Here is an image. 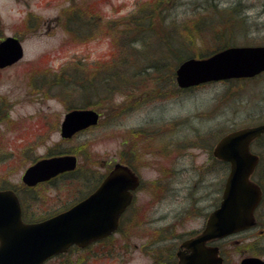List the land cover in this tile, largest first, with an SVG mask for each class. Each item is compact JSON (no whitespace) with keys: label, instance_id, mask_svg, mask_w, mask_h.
<instances>
[{"label":"rangeland","instance_id":"obj_1","mask_svg":"<svg viewBox=\"0 0 264 264\" xmlns=\"http://www.w3.org/2000/svg\"><path fill=\"white\" fill-rule=\"evenodd\" d=\"M152 1L157 0H0V32H18L24 48L20 62L0 71V105L8 107L0 114V184L20 187L24 168L51 147L70 151L79 164L99 172L113 161L130 158L134 151L130 160L143 182L136 197V206L142 210L136 218L139 226L114 233L107 245H97H103L100 250L112 247L111 256L97 255V246L76 252L78 261L86 260L82 264H151L153 249L149 252L147 246L151 239L161 243L154 247L157 250L175 249L184 235L202 226L204 212L212 209L223 187L227 171L218 165L208 168L204 163L206 151L227 131L264 122V74L250 80L211 82L185 90H177L174 84L154 88L146 80L139 81L138 88L151 87V98L147 100L141 98L143 92L136 90L133 82L124 79L122 84L126 87L108 95L112 82L106 83L105 78H111L107 67L112 58L123 65L120 57H128L133 47H167V39L176 34L182 37L185 23L193 17L208 21L207 17L212 16L211 19L224 18L223 23L226 22L223 29L213 27L222 36L215 35L212 26L200 27L205 35L195 34V53L214 49L217 39L221 44L228 40L226 45L264 44V0ZM143 5L146 8L141 10ZM153 6L157 33L151 34L147 26H141L143 33L135 37V22L147 17ZM76 14L86 16L79 15L82 19L72 23L70 19L78 17ZM94 15L100 16L95 25L99 29L91 34L90 30H83L82 22L95 20ZM48 23L52 24L49 28ZM71 32L76 33V38L72 39ZM132 37L135 38L131 44ZM208 37L211 40L206 41ZM146 53L150 56L151 52ZM64 72L70 80L66 86L64 80L58 79ZM81 73L102 88L101 95H97L99 89L85 90L83 94L73 90ZM70 86L73 91H68ZM159 92L167 96H152ZM68 102L79 106L86 103L101 117L96 126L62 139L59 125ZM174 121L179 122L175 129L169 126L170 122L175 125ZM139 127L145 132L133 131ZM158 133L161 137L156 136ZM164 145L171 148L164 150ZM69 181L36 187L31 192L36 200L27 211L43 217L65 207L72 199L74 187ZM146 215L150 220L156 218V228L150 226L152 221ZM161 225H168L163 239L157 235ZM231 254L227 251L225 264L238 263L236 247ZM57 261L46 264H59Z\"/></svg>","mask_w":264,"mask_h":264},{"label":"water","instance_id":"obj_2","mask_svg":"<svg viewBox=\"0 0 264 264\" xmlns=\"http://www.w3.org/2000/svg\"><path fill=\"white\" fill-rule=\"evenodd\" d=\"M22 47L13 37L0 42V66L22 56ZM264 70V46H230L205 58H188L175 69L179 87L202 82L253 76ZM99 114L90 108L67 111L61 122L62 137L95 125ZM264 131V123L239 128L223 135L213 154L230 163L220 205L213 210L203 232L184 242L193 247L179 264H220L217 248L203 247L213 237H223L251 225L253 208L260 197L259 187L249 180L257 156L249 152L250 141ZM76 166L73 154L45 157L28 166L22 181L34 185ZM138 178L128 167L115 164L100 185L70 208L37 222L25 223L16 194L0 190V264H41L48 257L65 251L71 244L84 246L115 230L118 217L129 203L130 190ZM240 264H264L258 258H244Z\"/></svg>","mask_w":264,"mask_h":264},{"label":"trees","instance_id":"obj_3","mask_svg":"<svg viewBox=\"0 0 264 264\" xmlns=\"http://www.w3.org/2000/svg\"><path fill=\"white\" fill-rule=\"evenodd\" d=\"M168 0H162V2H166ZM154 4H159V0L157 1H152ZM146 8L144 5L141 7V10ZM156 7L153 6V10L150 11L149 15L147 17H143V20H138L135 22V29L133 30V34H135V37L138 36L140 33H143V29L141 26H147L149 30H151V34H156L157 30L155 28V26H153V23L155 22L154 20L157 18L156 13L154 12V9ZM160 9V7H158ZM155 14H152V13ZM81 14V13H80ZM80 14H76L78 17H73V21L74 23L77 20H81V18L79 17ZM81 16V15H80ZM83 17V16H82ZM93 17H96L95 20L93 21H97V23L99 24L100 21V16L98 15H94ZM212 17V16H211ZM211 17H207L208 21H204L205 17H193L190 20L187 21V23H185V34L180 37L179 35H172V37L167 39V47L163 48V46L158 47L156 50H152L150 49V46H144L143 49L140 48H132L131 52L128 53V57L125 56V59L120 57V61L123 60L124 63L123 65H118L116 58H112L110 61L109 66L107 67V70L110 68L111 69V78H105L106 83L107 82H112L109 91V94H113V93H119L122 87H126L125 84H122L124 79H128L129 81L133 82L132 85H134V88L136 90H141L143 93L141 95V98H143V100H147L148 98H151L148 93H149V89H151V87H145V90L138 88L139 85L137 86V83L139 81H148L149 84L151 85V83L153 84L152 86H154V88H161V87H168L169 85L173 84L174 81V69L176 67V65L181 62L182 60L188 58V57H205L209 54H211L212 52L219 50L221 48H223L226 44V42L228 40H222L223 43L225 44H221L219 41L217 42L214 41L216 47H214V49H208L206 48V50L200 51V52H196L194 51V36L197 32H199V34L205 35V32H200V27L202 28L203 26H207V27H218L220 29L225 28L226 22L223 23L224 18H220L219 20H215V19H211ZM78 18V19H77ZM146 19H148V22L146 23ZM216 21H218L216 23ZM83 26H87L88 23L87 22H82ZM212 29L211 31H214L215 35H219L222 36L220 34V32L217 31V29ZM204 29V27L202 28ZM211 29V28H210ZM121 31H125L123 29H120ZM119 30V31H120ZM155 30V31H154ZM120 31V32H121ZM154 31V32H153ZM210 31V32H211ZM117 32V31H116ZM213 33V32H212ZM208 35H212V34H208ZM135 37H132L129 42L132 41ZM209 39H206V41L211 40V37H208ZM147 51H150V56L148 53H146ZM129 64V65H126ZM137 63V64H136ZM136 64V65H135ZM111 65L113 66V68L111 67ZM138 65V66H137ZM125 66L127 68H125ZM131 68V69H130ZM100 71V70H98ZM97 72V70H95L93 73ZM82 74V73H81ZM63 76V77H62ZM103 78V77H102ZM61 80H64V86L67 85L69 80V77L66 76V73L64 72V74L61 75V78H58ZM80 79L83 80L84 82H80L76 83L77 85L75 87H73V90L75 91H80L82 92L81 94H83L85 90L88 91H92L95 92L96 90H98L99 88L96 87V85L94 86L92 81L87 80V76L84 75V73L82 74V76H80ZM86 82H88V86L86 85ZM149 85V86H150ZM63 86V87H64ZM102 86V84H101ZM71 87V86H70ZM88 87V88H86ZM97 88V89H96ZM63 89V88H62ZM102 88H100L97 92V95H99L100 91ZM72 87L68 90V91H73ZM67 91V90H66ZM65 92V90L61 93L63 95V93ZM130 96L133 95L132 91L129 92ZM172 93H170L171 95ZM101 95V94H100ZM154 97L156 96H167L166 93H162L159 92L156 95H152ZM87 99V98H86ZM85 99V100H86ZM70 100V98L67 99V101ZM68 108H75V107H86L87 104L86 103H82L80 106L79 105H72L71 102L67 103ZM59 148H50L49 152H58ZM62 152H68V150H62ZM126 161V160H125ZM128 162V161H127ZM71 176V177H70ZM103 176V173H100L98 171H96L95 169L88 167L87 165H83V164H78V166L73 170L70 171L66 174H62L54 179L51 180L52 185L55 184L57 181L60 180H70L69 182L73 184V193L71 195L72 199L70 202H68L66 204L65 207H67L69 204L74 203L77 199L83 197L84 195H86L88 192H90L92 190V188H94L96 186V184L98 183V181L100 180V178ZM60 177V178H59ZM70 177V178H69ZM5 187H11L14 188L17 193L20 196V199L22 200V204H23V218L24 220L27 221H32V220H38L43 217H40L39 215H35V212L32 210L27 211V208L29 207V204L33 203L34 200H36V197H34L33 195H31V192H34V189L37 187H24V188H17L14 185H2L0 184V188H5ZM32 198V200H26ZM63 207V208H65ZM60 208L57 211L63 209ZM51 214V213H49ZM68 258L67 256H62L59 264H69L68 263Z\"/></svg>","mask_w":264,"mask_h":264},{"label":"flooded vegetation","instance_id":"obj_4","mask_svg":"<svg viewBox=\"0 0 264 264\" xmlns=\"http://www.w3.org/2000/svg\"><path fill=\"white\" fill-rule=\"evenodd\" d=\"M168 2H170V0L166 1V3H168ZM50 25H52V24L48 23L47 27L49 28ZM7 36H12V37L16 38L17 40H19V42L21 43V46L23 48V44H22L23 39L18 32L15 31V32H12L11 34H4V33L0 32V41L3 40ZM23 52H24V48H23ZM21 59L22 58L18 59L15 62L0 66V71H5L9 68H12L18 62H20ZM263 74H264V71L259 73L256 76H254L252 78H248V79L258 78L259 76H261ZM52 90H55V89H52ZM6 109H8V107H6L4 109L0 105V111L2 112L0 114L3 115L5 113ZM174 122H175V125H172L171 122L169 125V126H175L173 129H175L176 126L179 125L178 121H174ZM262 123H264V122H260L258 124H262ZM258 124H256V125H258ZM173 129H170L169 131H171ZM133 131H138L141 133L145 132L144 128H141V127L133 128ZM156 136L161 137V134L158 133ZM168 148H171V147L165 146L164 150H166ZM213 148H214V145L206 151L207 155L205 156L204 163L209 165L208 168H214L215 165H218L221 167L224 166L223 170L224 171L226 170L227 171L226 173H228L229 166H230L229 163L217 158L213 154ZM249 150L251 153H254L255 155H257V162L255 164V167H254L252 173H251L250 178L253 179L259 185V187L261 189L260 198H259V200H258V202H257V204L253 210V222L250 226H248L242 230L229 233V234L225 235L224 237H213V238L206 240L203 243V247H205V248H208V249H210L211 247L217 248V252H216L217 254L216 255L221 257V259H222L221 264H225L226 260L228 259L227 258V251H228L229 255H232L231 249L233 247H236L238 249V253H239L238 263H236V264H240L241 260L244 258H252V257L258 258L264 262V131L250 141ZM51 154H53V153L46 152V154L43 156H50ZM130 154H131L130 158H132L134 156L133 155L134 151L130 152ZM130 158H128V159L123 158L121 160H116V161L123 163V164H126L131 169V171H133L135 173V175L138 176L139 183L136 187H134L133 189L130 190V192H131L130 202L125 207L123 212L120 214L119 224L117 226L115 233H123L126 230H131V231L135 230V228H137L139 226V223H138L136 218L138 216L142 215L141 208L136 206L137 205L136 204L137 192H139V190L143 184L142 177H141L140 172L136 170V168H135L134 164L132 163V161L130 160ZM176 158H177V156H176ZM174 159H175V157H174ZM177 173H178V171L176 172V174ZM101 181H102V178H100V180L98 181L96 186L94 188H92V190H94L101 183ZM167 182L170 183V181H168V180H167ZM221 197H222V195L220 193V195L218 197V201L212 204L213 205L212 209L208 210L207 212H204L205 217H204V220L202 222V226L200 228H198L197 230L192 231V232L184 235L181 238V240L179 241V244L177 246L175 245V249H172L171 252H169L168 249H167V252H166V250H157L154 247H158L161 243L158 244V242L156 240H152V239L149 240L147 242V246H149V252L152 249L154 250V251L152 250V252L150 254V258H152V261H153L151 264H179L181 257H188L190 254H192L193 247L191 245L190 246L185 245L184 242L187 240L194 239L198 234H200L203 231L209 213L219 205V201L221 200ZM146 216L148 217V221H152V225H150V226H154L155 224L153 225V222L156 218H151V220H150V217L148 215H146ZM125 220L127 221V224H125ZM154 227L156 228V226H154ZM159 227H161V228H159ZM166 227H168V225L167 226H163V225L158 226L159 230L157 231V235L159 238H162V239L164 238V235H163L164 230L168 231L166 229ZM111 237H112V235L103 239L99 243L107 245L112 240ZM154 244H156V245H154ZM102 246L103 245L97 246L96 248H97L98 252L93 251V253L96 254V252H97V255H100L101 257L106 256V255L111 256L113 254V250L111 249L112 247H110V249H108V250H100V247H102ZM87 248H92V247L90 245ZM69 251L70 252L68 253V257L70 258V257H77V253L80 252L81 250L78 248L72 247L69 249Z\"/></svg>","mask_w":264,"mask_h":264}]
</instances>
